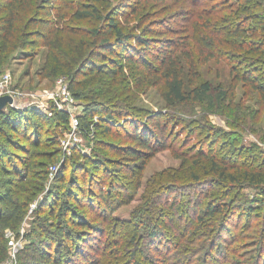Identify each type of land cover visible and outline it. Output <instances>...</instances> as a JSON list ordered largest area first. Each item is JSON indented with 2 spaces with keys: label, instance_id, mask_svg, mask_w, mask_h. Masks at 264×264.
I'll return each instance as SVG.
<instances>
[{
  "label": "trees",
  "instance_id": "obj_1",
  "mask_svg": "<svg viewBox=\"0 0 264 264\" xmlns=\"http://www.w3.org/2000/svg\"><path fill=\"white\" fill-rule=\"evenodd\" d=\"M151 1L170 3L168 0H136L134 5L119 0L111 5V1L106 0L101 8L85 0L78 6L73 5L74 18L94 19L98 23L87 29L76 26L73 31L82 35L77 39L69 38L68 43L65 36L68 24L64 22L68 12L61 13L59 8L56 10L51 0H0V76L15 54L27 51L32 39H41L39 43L48 49L42 76H67L68 87L74 97L86 101L78 114L81 128L85 131L95 129L100 138L115 133V126L131 129L130 135L135 142L125 149L126 160L128 157L144 158L139 164H123L131 176H136L131 181L136 188L143 182V172L139 173L136 169L143 171L147 155H153L166 143L163 131L170 121L192 126L202 125L205 120V116L199 113L178 114L181 105L188 102L224 105V102L234 98L226 88L213 86L210 80L203 77L201 64L211 59L226 61L231 66L234 84L243 82L249 86L264 107V0H182L185 2L182 4H193L199 9L191 14L193 41L190 49L195 55H189L187 51L170 52L163 46H156L163 54L161 64L156 66L148 65V59L136 56L134 43L138 46L144 44L148 51L154 50L155 46L145 36L148 30L144 34L127 31L119 14H116L126 8L123 14L140 16ZM159 32L163 30H151V33ZM85 35L90 37L85 38ZM134 37L136 42L132 40ZM195 56L199 57L196 63ZM134 64H140L148 74L159 71L156 81L161 84L167 107L172 109L165 121L147 116L142 118L144 120L140 119L144 124L139 126L137 118L133 119L137 113L142 114L137 111V98L125 72L128 65ZM137 85H143V80H139ZM34 107L7 105L0 110V135L5 138L0 141L1 155L5 154L8 145L24 147L15 135L29 140L32 132L37 145L43 140L44 123L49 117ZM58 114L55 118L57 126L60 117L65 122L69 121L68 111L59 110ZM224 131L218 128L211 134L214 142L226 144L224 139L221 140L226 134ZM227 141L229 145L221 155L205 150L198 152L193 159L196 168L193 166L194 171L189 176L192 179L189 182L195 184L203 180V170L210 173L209 185L218 187L216 191L211 190L214 194L219 191L227 195L231 193L225 203L209 200L200 205L202 200L199 198L186 210L176 193L188 186L187 180L170 173L167 178L153 173L147 180L141 194L143 202L132 213L137 222H114L113 227L103 228L94 222H77L76 219L65 222L62 218L73 205L60 200L62 197H59L58 208L54 200H43L34 212L38 214L48 209L51 215L57 217V222L31 223L32 232L39 229V234L21 250L20 264H264V225L260 228L253 225V218L261 215L264 218V214L256 212L254 205L243 203L241 198L242 188L247 185L260 193L261 198H256L258 206L264 205V148L257 143L239 147L235 140L231 142L228 138ZM37 155H41L40 152ZM175 156L182 159L185 168L184 164L190 158L182 152H176ZM24 178L21 177V180ZM36 183L26 178L15 189L7 188L0 195V201L3 196L13 204L6 214L5 211L0 213V264L9 260L11 254L4 229L17 230L23 223L29 211V202L41 190L42 184ZM125 183L124 179L117 177L110 178L108 184L118 190L123 189L126 201H131L136 193L128 194ZM96 186L97 192L93 188L87 191L109 202V189H104L99 181ZM80 189L82 196L85 190ZM169 193H175L174 198L166 196L163 203L168 208L164 209L160 205L162 195ZM111 205L114 206L113 203ZM159 215L163 222H156ZM166 215L170 219L177 218L179 222H166ZM194 216L197 222H191ZM183 219L187 222H182ZM143 220L152 222H141ZM230 220L243 222L246 230L252 228L251 238L244 247L237 249V243L232 250H228L226 244H232L233 238L237 239L228 225ZM45 224L54 226V230H48L47 235L42 232ZM73 224L87 228L78 232L71 226ZM100 228V233L104 234L102 240H98L96 233ZM77 232L79 235L74 238ZM95 238L98 240L96 243ZM54 245L52 252L50 249ZM240 253L245 254L243 259Z\"/></svg>",
  "mask_w": 264,
  "mask_h": 264
},
{
  "label": "rangeland",
  "instance_id": "obj_2",
  "mask_svg": "<svg viewBox=\"0 0 264 264\" xmlns=\"http://www.w3.org/2000/svg\"><path fill=\"white\" fill-rule=\"evenodd\" d=\"M82 1L85 0H51V4L55 6L56 10L59 8L61 13L64 11L68 12L69 16L64 20L68 24L65 33L68 43H70L69 38L77 39L82 35L74 32L73 28L80 26L83 29H87L98 23L94 19L73 17L72 6H78ZM87 1L95 3L101 8L106 4V0ZM109 1H111V5H114L119 0ZM125 1L128 4H137L136 0ZM168 2L170 3L148 2L147 8L140 16H136L133 13L123 14L126 8L116 13L119 14L122 24L127 27V31H132L134 34H144L148 30L145 36L155 46L154 50L148 51L144 44L138 46L134 43V46L137 47L135 49L137 58L148 59V65L153 64V66H156L161 64L163 54L160 52L161 49L159 50L156 46H163V49L170 50V52L178 51L181 53L182 51H187V54L195 55L194 50L190 49L193 41L191 27L193 18L191 14L199 9L194 7L193 4H182L185 3L182 0H168ZM127 14H129V17L126 18ZM152 28L163 30V32L151 33ZM89 37V35H85V38ZM32 40L26 49L27 51L15 54L12 62L6 65L3 70L4 72L9 71L12 73L13 86L22 93L18 95L21 107L30 108L33 105L49 117L44 123L43 140L40 144L37 145L34 142L35 134L32 132L29 134V140L15 135V139L24 147L17 148L16 146L18 145H8L5 154L1 155L0 153V195H3L4 190L7 188L15 189L17 184L20 181H25L26 178L27 180H35L36 184H42L38 195L29 202L28 214L20 227L17 230L4 229L8 237L9 248L11 251L14 250L16 252L15 258L13 256L9 257H13L12 259L16 264H20L21 250L39 234V229H37L38 232H32L31 223L57 222V217L51 215L48 209H43L44 211L41 213L37 212L38 214L34 212L38 203L43 200H54L56 208L59 207V197H62L60 200L70 202L73 207H70L69 212L62 218L65 222H74L73 220L76 219L77 222H94L101 228L104 226L113 227L114 222H137L132 213L138 207V204L143 202L141 194L147 180L153 173L160 174L163 178H167L168 173H170L173 176L186 178L185 180H187L188 186L176 193V197H179L185 203H183V206H185L186 210H189V207H192L195 200L199 198L202 200L200 205L209 200L225 203L229 200L231 193L227 195L225 192L219 191L214 194L211 190L216 191L218 187L209 185L208 181L211 180L210 173L207 174L203 170L201 174L203 180L201 182L195 184L189 182L192 180L189 176L194 171L193 166L196 168V163L195 161L193 163V159L198 155V152L203 150L208 153L216 152L221 155L223 150H226L229 145L228 138L231 142L235 140L239 147H248L253 143H257L264 148L263 104L249 86L243 82L234 84V75L230 64L224 60L211 59L201 64L200 71L203 77L210 80L213 86L221 85L226 88L229 94H233L234 98L224 102V105L194 102L181 105L177 110L178 114L191 115L199 113V115L205 116V120L202 125L192 126L177 125V122L170 121L168 127L163 131L166 136V143L153 155H147L143 171L139 168L136 169L139 173L143 172L142 185L136 188L131 182L136 179V176H131L123 164L124 162L132 165L139 164L144 158L128 157V160H126L125 149L135 142L130 135L131 129L126 130L121 126H115V133L100 138L95 129L91 128L90 131H85L80 124H72V118L82 111L83 104L86 101L75 98L72 93L67 95L63 92L64 84L67 83L68 85L67 76H42L47 62L48 49L39 43L41 39L36 37ZM132 40L136 42L137 39L134 37ZM183 55L185 56V54ZM198 59L199 57L195 56L194 62L196 63ZM130 69H133V71ZM125 72L132 85V92L137 98L135 103L137 111L142 113L141 115L137 113V115L133 116V119L137 118L136 124L139 126L144 124L142 121L144 119L142 118H147V116H151L150 118L154 119L159 118L162 122L165 121L172 109L167 107L162 96L161 84L156 81L160 76L159 71L154 70V73L148 74L140 64H134L128 65ZM111 76L109 75V77ZM141 79L143 80V85L139 86L137 82ZM59 110L68 111L69 121L65 122L60 117L61 121L58 127L55 118L59 116ZM145 121L147 122L148 120L146 119ZM218 128L225 130L226 134L222 135L221 140L224 139L226 144L221 145V142H214L215 139L211 134H214ZM2 139L5 138L0 135V141ZM28 148L29 151H27ZM37 152H40L41 155H37ZM119 152L123 153L120 154ZM176 152H182V154L190 158L185 162V168L183 167L182 159L175 156ZM59 175L63 176V178H58ZM21 177L26 178L21 180ZM117 177H121V179L126 181L125 185L128 187V194L136 193L131 201H126L127 196L124 194L125 191H122L123 189L118 190L112 185L109 186L110 178ZM104 180H106L105 184ZM98 181L103 185L104 189H109L107 190L109 191L107 195L109 202L101 199L98 194L92 195V193L87 191L93 188L97 192L96 182ZM12 182L13 185L15 184L14 186H12ZM33 184L35 183L31 185ZM81 187L85 190L82 196ZM179 187L181 189L184 188V186ZM74 190H77L78 193ZM209 190L212 193H207ZM174 194L162 195L160 205L164 209L168 208L163 203L166 201V196L169 195L171 199L174 198ZM241 198L243 203L254 205L256 212L264 214V205L258 206L257 203L258 200L256 198H261V195L256 188L244 185ZM178 202L180 203V201ZM112 203L114 204L113 207ZM12 207L13 204L2 196L0 213L5 211L4 214H6ZM166 217V222H179L177 218L170 219L168 215ZM160 218L159 215L156 222H163ZM263 219L262 215L259 218L254 217L253 225H257L260 228L264 225ZM141 222L152 221L143 220ZM182 222H187V220L183 219ZM191 222H197L195 216L191 219ZM228 225L235 233L234 236H237V239H232V244H226L228 250H232L234 244L237 243L239 244L237 249L244 247L251 238L250 232L252 228L246 230L243 227V222H232V220L229 221ZM71 226L78 232L84 230L83 228H87L81 227L79 224ZM120 226L123 225L120 223ZM53 228V225L45 224L42 232L47 235L48 230H54ZM101 228L96 232L98 233V240H102L104 237V234L100 233ZM78 232L74 234V238L78 237ZM28 233L30 234L28 235ZM98 240L95 238L94 242L96 243ZM54 249L55 245L50 250L53 252ZM216 254L218 255V252ZM239 255L241 259L245 256L243 253ZM44 264L50 263L44 262Z\"/></svg>",
  "mask_w": 264,
  "mask_h": 264
},
{
  "label": "built area",
  "instance_id": "obj_3",
  "mask_svg": "<svg viewBox=\"0 0 264 264\" xmlns=\"http://www.w3.org/2000/svg\"><path fill=\"white\" fill-rule=\"evenodd\" d=\"M60 81H61V79H60ZM63 92L66 93L67 95H71V91H70L67 83L64 84V86H63ZM3 94H10L13 97V101L8 103L7 105L13 106V107H21L22 106L19 104L20 102H19V98H18V95H21L22 93L20 92V90L18 88L13 86L12 73L9 71L3 72L0 76V96ZM72 124H74V125L80 124L78 115L74 116L72 118ZM10 256H13L15 258L16 252L14 250H12ZM12 258L9 257V260H7L6 262H4L2 264H16V262Z\"/></svg>",
  "mask_w": 264,
  "mask_h": 264
},
{
  "label": "water",
  "instance_id": "obj_4",
  "mask_svg": "<svg viewBox=\"0 0 264 264\" xmlns=\"http://www.w3.org/2000/svg\"><path fill=\"white\" fill-rule=\"evenodd\" d=\"M13 101V97L10 94H3L0 96V110L4 109L8 103Z\"/></svg>",
  "mask_w": 264,
  "mask_h": 264
}]
</instances>
